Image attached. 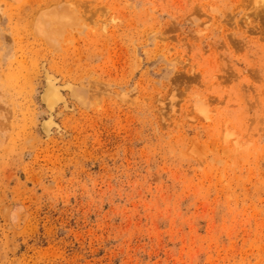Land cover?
<instances>
[{"label": "rangeland", "instance_id": "374dc122", "mask_svg": "<svg viewBox=\"0 0 264 264\" xmlns=\"http://www.w3.org/2000/svg\"><path fill=\"white\" fill-rule=\"evenodd\" d=\"M0 264H264V0H0Z\"/></svg>", "mask_w": 264, "mask_h": 264}, {"label": "bare ground", "instance_id": "6f19581e", "mask_svg": "<svg viewBox=\"0 0 264 264\" xmlns=\"http://www.w3.org/2000/svg\"><path fill=\"white\" fill-rule=\"evenodd\" d=\"M43 16L45 19H43V20L39 19L38 20L39 22L37 21V23L39 24L38 26L39 27L41 26V29L43 30V34L50 33V36H52V33L60 31L61 28L63 29V27L65 25L69 24L70 22L73 23V21H75V19L78 18V17L76 18V16H77L76 10H74L73 8H71L67 5H64L62 7L61 6L57 7L56 11L53 12V14L43 13ZM46 23H47V26H46ZM71 24H69V25H71ZM50 81H51V79H50ZM50 81L48 79H46L45 86L43 88L44 91H43V94L41 95L42 98L46 101L50 100V99H54L56 97L55 87L51 83L52 81L51 82ZM50 122H51V120H50ZM50 122L49 121H46L45 123L43 122L44 123L43 129L45 131L48 130V128L50 126Z\"/></svg>", "mask_w": 264, "mask_h": 264}]
</instances>
